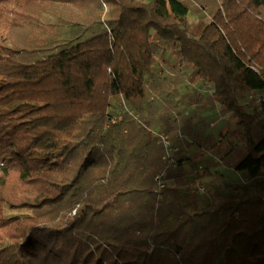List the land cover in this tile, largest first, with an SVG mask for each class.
<instances>
[{
    "label": "trees",
    "instance_id": "16d2710c",
    "mask_svg": "<svg viewBox=\"0 0 264 264\" xmlns=\"http://www.w3.org/2000/svg\"><path fill=\"white\" fill-rule=\"evenodd\" d=\"M87 1L72 37L25 59L6 41L40 1L0 0V264H264V2ZM215 102L244 154L241 181L210 196L216 155L201 167L189 150L218 153Z\"/></svg>",
    "mask_w": 264,
    "mask_h": 264
},
{
    "label": "rangeland",
    "instance_id": "374dc122",
    "mask_svg": "<svg viewBox=\"0 0 264 264\" xmlns=\"http://www.w3.org/2000/svg\"><path fill=\"white\" fill-rule=\"evenodd\" d=\"M39 1L37 7L29 12L27 20L11 29L12 35L6 41L9 46L21 48L25 59L44 57L52 52L59 42H62L65 38L72 37L71 24L76 19L81 18L87 10L91 9V2L87 0ZM258 1L264 2V0ZM11 14L12 12H10L8 6L0 2V34L3 36H6V23L10 19ZM189 22L195 23L196 16L192 14L189 17ZM189 86L190 94L194 95V97L198 96L200 99L201 94L207 95L210 92L208 88L203 87L201 92V85L189 83ZM208 106L209 109L204 112L208 118L205 131L211 140L218 141L220 149L218 153L212 152L211 149L206 147L211 141H205L199 146L191 147L189 156L202 167L207 164L205 159L209 153L216 155L215 159L217 161L215 162L213 159V164L210 167L214 171V175L202 179L204 191L210 196H216L217 191L223 189L222 181L230 183L241 181V177L234 170V167L244 154V144L243 140L232 132L235 126L234 116L229 113L218 114L219 104L216 102L210 103ZM185 107V110L191 114L190 107L192 105H186ZM196 110L201 113V108ZM199 125L201 126V122ZM250 128L253 138L257 139L262 133L260 123L253 120ZM180 130L189 135L187 130ZM218 172L221 173L220 179H218ZM258 188H260V194L264 196V183L261 182L260 185L255 186V189ZM12 213H15V211H12Z\"/></svg>",
    "mask_w": 264,
    "mask_h": 264
},
{
    "label": "built area",
    "instance_id": "2783aa9c",
    "mask_svg": "<svg viewBox=\"0 0 264 264\" xmlns=\"http://www.w3.org/2000/svg\"><path fill=\"white\" fill-rule=\"evenodd\" d=\"M151 132L159 139V141L162 143L164 148V154L162 158L166 160L169 164H175L176 160L174 157V153L178 151V145L175 143L173 138H171L170 134L164 132V131H157V130H151ZM178 138H183L185 135L181 132H178L176 134ZM154 179L156 180L157 187L161 188L164 184V174H157Z\"/></svg>",
    "mask_w": 264,
    "mask_h": 264
},
{
    "label": "crops",
    "instance_id": "0c3cea01",
    "mask_svg": "<svg viewBox=\"0 0 264 264\" xmlns=\"http://www.w3.org/2000/svg\"><path fill=\"white\" fill-rule=\"evenodd\" d=\"M229 114H231V113H229ZM232 115H233V114H232ZM232 115H231V116H232ZM234 119H235V118H234ZM234 122H235V120H234Z\"/></svg>",
    "mask_w": 264,
    "mask_h": 264
}]
</instances>
